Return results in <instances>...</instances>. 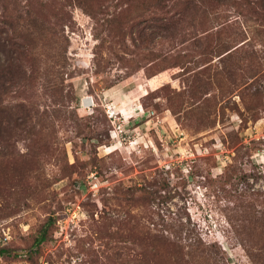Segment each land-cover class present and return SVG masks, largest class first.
Returning a JSON list of instances; mask_svg holds the SVG:
<instances>
[{
  "label": "rangeland",
  "instance_id": "374dc122",
  "mask_svg": "<svg viewBox=\"0 0 264 264\" xmlns=\"http://www.w3.org/2000/svg\"><path fill=\"white\" fill-rule=\"evenodd\" d=\"M180 11L0 0V264H163L187 229L264 257V19Z\"/></svg>",
  "mask_w": 264,
  "mask_h": 264
},
{
  "label": "trees",
  "instance_id": "16d2710c",
  "mask_svg": "<svg viewBox=\"0 0 264 264\" xmlns=\"http://www.w3.org/2000/svg\"><path fill=\"white\" fill-rule=\"evenodd\" d=\"M157 1V0H155ZM171 5H178L180 12L177 17L195 18L207 17L209 15L217 19L218 28L215 34H227L231 36L243 35L247 33L245 21L247 20V12L254 18L264 19V0H169ZM230 17V18H229ZM174 30V29H172ZM219 46H217L218 48ZM216 48V47H215ZM264 58V56H261ZM0 114L4 118V109L0 105ZM3 120V119H2ZM0 129L5 131L2 126ZM3 134V133H2ZM3 138V135H1ZM49 218L39 228L32 244L24 250L26 259H31L35 254L36 248L47 239V229L50 226ZM192 230L187 229L181 236L180 231L174 235V239L169 241L164 248L165 258L163 264H227L222 257V251L218 246L213 244H205L192 234ZM154 237V236H153ZM159 245L154 244V250H158ZM11 249L0 247V256L9 255ZM248 264H264V257L257 262L258 255L249 253ZM13 255L17 253L13 252ZM149 264V263H141ZM151 264V263H150Z\"/></svg>",
  "mask_w": 264,
  "mask_h": 264
}]
</instances>
